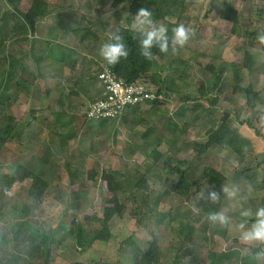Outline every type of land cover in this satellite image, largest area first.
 I'll use <instances>...</instances> for the list:
<instances>
[{
    "label": "rangeland",
    "instance_id": "obj_1",
    "mask_svg": "<svg viewBox=\"0 0 264 264\" xmlns=\"http://www.w3.org/2000/svg\"><path fill=\"white\" fill-rule=\"evenodd\" d=\"M31 1L23 0L21 10L26 11ZM46 1L52 7L51 14L37 24L35 41L21 37L10 42L15 10L8 0H0V95L7 90L6 96L11 98L10 108L2 107L1 112L13 116L23 131L0 151V173L16 177L18 167L23 166L49 183L40 202L30 198L29 180L16 182L7 193L0 185V201L7 207L0 214V234L7 239L10 252L19 257L14 264L32 261L25 254L30 250L28 236L24 230L19 231V217L23 212L47 235H56L50 264H131L127 241L134 239L146 251L153 242L152 234L158 238L161 264L174 263L187 245L191 254L184 264H213L217 258L214 256L225 252L234 255L223 264H239V256L254 259V264H264V244L245 243L238 227L240 223L250 227L256 208L264 207V125L257 130L240 126L235 113L244 107L246 100L233 92L237 83L242 87L253 84L264 99V51L258 40L249 44L248 51L255 58L253 72L232 66L242 59L243 52L239 49L243 40L232 35V25L219 18L222 5L232 4L239 11L240 26H247L256 34L264 33V2L188 0L190 6L181 24L190 30V39L159 60L163 66L162 80L159 86H153L155 94L159 89L164 91L160 95L164 106L155 112L150 106L140 107L145 122L131 132L121 119L103 126L90 122L86 131L82 117L98 92L95 77L103 66L100 49L118 28L132 29L135 15L124 11L123 6L114 8L113 0ZM157 26L166 28L162 22ZM49 48L64 50V55L71 60L60 63L46 57L37 63L32 58L33 53L40 56ZM12 59L18 62V68H25V72L19 73L24 84L22 89L7 83ZM209 64L223 73L215 91L201 98V86L215 85V76L207 68ZM236 71H239L237 79ZM171 85L173 91H169ZM210 97L218 101L215 106H211ZM198 105L208 111L193 112ZM32 113L36 120L32 118L28 126L25 120ZM225 114L232 116L231 126L240 129L247 139L248 150L239 156L213 147L206 154H200L199 146L206 142L207 130L219 125ZM152 126L162 139L157 150L163 157L158 164L150 157L154 149L148 145L151 138L148 141L142 138V133ZM72 134L76 137L68 142L66 137ZM67 161L80 173V181L75 186L70 185ZM207 167L226 177L227 182L221 189L204 185L202 175ZM175 168L189 170L191 181L197 183L185 197L173 192L178 180V175L173 176L171 172ZM91 170L98 173L94 181L87 179V172ZM112 171L127 174L132 180L136 179L135 171L145 175L150 186L147 201L152 205L157 202L158 219L141 226L130 216V203L109 223V242L93 241L87 248L78 249L73 222L81 225L85 235L102 229L101 220L113 197L103 174ZM208 189L219 194L217 203L204 198ZM127 197L126 194L123 198ZM213 212L229 218L225 237L218 234L210 237L214 229L222 232L225 225L209 222L208 216ZM244 212L249 215L242 216ZM168 213L174 220L167 216L158 224ZM189 223L194 226L191 236L185 231L181 237L182 227ZM188 237L191 240L187 244L184 241Z\"/></svg>",
    "mask_w": 264,
    "mask_h": 264
},
{
    "label": "trees",
    "instance_id": "obj_2",
    "mask_svg": "<svg viewBox=\"0 0 264 264\" xmlns=\"http://www.w3.org/2000/svg\"><path fill=\"white\" fill-rule=\"evenodd\" d=\"M213 1V0H211ZM263 1L264 0H260ZM9 4L15 10V13L12 14L15 23L10 29L9 34L11 35L10 42H15L19 40L21 37L29 40L33 39L35 41L36 32H37V24L39 22H44L47 17L51 14L52 7L46 0H32L28 9L26 11L21 10V4L23 0H8ZM119 6H123V10L127 11L132 15H136V13L141 8H147L151 13L152 17L156 23V25L160 22L166 27L167 34L171 39L172 30L180 25L183 22V16L185 15L186 10L190 6L188 0H113V7L118 8ZM239 11L232 4L225 3L222 5L219 18L224 22L230 23L232 25V35L236 38L243 40L241 50L243 52L242 59L238 64H233L232 66L238 68L239 70L246 69L250 72H253L255 69V58L248 51V46L250 43L255 44L257 42V34L254 32H250L247 26H240L239 23ZM174 20V21H173ZM119 35L123 42L126 44L128 49V56L125 59H122L118 64L109 65L106 61L102 59L103 66L100 69V72L95 77V80L99 82V75L103 73L105 70H109L116 80L123 82L127 86H140L143 85L149 92H154L153 86L156 87L160 85L162 80L161 71H163V66L159 63L161 59H165L167 54L172 51L171 46L168 53H160L158 49L154 48V59L151 61L146 60L140 54L139 48V35L133 29L121 27L115 30L114 35ZM108 41L110 42L113 38ZM29 37V38H28ZM33 41V42H34ZM48 46H50V42H48ZM262 45V50L264 51V44ZM50 49L47 53H42L40 56H36L33 53L31 56L34 60L39 63L41 59L44 58H52L53 61H57L60 63H66L67 60H71V57H67L64 55V50H55ZM35 61V62H36ZM18 62L12 59L10 63V70L7 77V83H12L16 86L17 89H22L24 87L22 78L19 76L20 72H25V68L17 67ZM208 70L215 76V85H209L205 87L204 85L200 87L199 93L201 98L208 97L212 92L215 91L217 85L219 84V80L221 78V74L223 73L222 69L216 71V68L213 65L207 66ZM239 77V71H236L235 78ZM151 83H149V82ZM26 89L30 88V86H25ZM174 87L171 85L169 87V91H173ZM6 91H3V94L0 95V151L4 146L15 138H19L22 135L21 124L17 122V120L13 116H7L4 112H1L2 107L10 108V97L6 96ZM234 94H241L242 98H244L245 105L238 112L235 113V117L237 122L241 127L247 126L250 129L257 130L258 126L264 125V99L254 89V85L250 84L248 87H242L240 84L234 85L233 89ZM75 94V91L72 92ZM164 94V91L159 89L157 91V96ZM103 99V94L99 99ZM96 99L91 101L87 108V110L97 102ZM210 97L211 106H215L217 104V100L212 99ZM145 106H150L153 112L159 111V109L164 106V101H160L157 98L154 101L147 100V104ZM140 106L131 107L126 115L118 117L114 120H104L97 123L104 124L115 123L118 120H122L123 124L128 128L129 131H136L139 126H141L145 122V117L139 111ZM198 109H202L204 112L208 111L203 108L202 105H198L194 107L193 112ZM245 115L243 119V115ZM31 117L36 120L35 114L32 113ZM231 118L232 116L229 114H225L221 119L219 125H215L209 128L206 132V142L204 144H200L199 152L200 154H206L213 147H220L222 149L230 150L237 155H243L248 150V141L242 135L240 129L233 128L231 126ZM90 120L87 115L84 113L82 117V125L84 129L88 130V124H90ZM25 123L30 126L31 124L25 120ZM93 123V122H91ZM96 123V122H95ZM259 136H261V132L256 131ZM76 134V133H75ZM74 136L69 135L66 137L67 141L70 142L71 139L75 138ZM142 138L145 141L149 142V146L154 148L153 152L150 154V157L153 158V162L159 163L162 159V155L158 152L157 148L162 143L161 135L156 131L155 127L152 126L142 133ZM173 147H171L172 151ZM173 152V151H172ZM177 152V151H176ZM68 177L70 180V185L75 186L80 181V173L78 169H74L71 162H66ZM19 174L16 177H13L8 173H0V185L3 192H9V190L17 183H24L25 181H31V187L29 189L30 198L34 202H40L44 193L49 188V183L42 179L38 174L34 173L30 169L19 166L18 167ZM172 175H178V180L176 181L173 192L179 197H185L189 194L192 186H196V182L191 181L189 176V170H183L181 168H175L172 171ZM136 179L132 180V178L123 174L122 172H105L103 174V180L107 184L109 192L113 195L110 200L111 206L105 209L104 218L102 221V229L97 233H91L90 235H85V231L82 229L81 225L76 221L73 222V226L75 228V236L77 242L78 249H85L87 246H90L93 241H100L107 243L111 239V233L108 230L109 223L114 219V217L121 215L126 208L129 207V204L132 203V208L130 211V216L135 219L141 226H146L148 224H152L155 222V218L158 219V205L157 202L155 204H151L147 201L148 194L150 192V186L145 178V175L140 174L135 171ZM98 173L94 170L87 172V179L90 181H94L95 177ZM203 181L205 186L214 187L216 189H221L227 182V179L224 175H222L218 170L207 167L203 170ZM264 183V178H263ZM128 195L127 198H123L125 195ZM75 196L77 194L75 193ZM264 205V201H263ZM6 205L3 201H0V214H4L6 209ZM257 210V208H256ZM198 214H202L200 211ZM23 212L20 215L21 222L19 224L20 233L24 230V234L28 237V250L25 254L30 257L32 260L31 264H36V262H42L43 264H50V255H51V246L55 241L56 235H47L43 230H41L37 223H34L27 217ZM171 217V221L174 220V217L171 213L164 215L160 220H158V224H162V221L166 217ZM160 217V216H159ZM195 218V216H194ZM149 222L146 224L145 222ZM251 221H255L252 219ZM228 224V223H227ZM227 224L224 225V229L222 232H218L214 229L211 234V238L215 235H220L222 237L226 236L227 233ZM194 229V226L189 223L188 225H184L182 227V231L180 233L181 237L184 236L185 231L188 232L189 237L191 236V230ZM90 236V241H87L86 237ZM153 242L150 244L149 249L146 251L138 245L134 239H129L127 241L128 247H130L129 258L131 264H161L160 263V248L158 245V238L152 234ZM187 238L185 243H190V238ZM257 252H255L256 254ZM191 254L188 245L185 246V249L181 251L179 255H177L175 262L172 264H184L183 261ZM233 252H225L220 255H215L217 257L213 264H223L225 261H228L233 258ZM237 255H240L237 253ZM14 253H11L7 247V239L0 234V264H14L15 261L19 260V257L16 258ZM21 258V257H20ZM23 258V257H22ZM239 264H254V259L245 258L239 256L238 258ZM82 264V263H75Z\"/></svg>",
    "mask_w": 264,
    "mask_h": 264
},
{
    "label": "clouds",
    "instance_id": "obj_3",
    "mask_svg": "<svg viewBox=\"0 0 264 264\" xmlns=\"http://www.w3.org/2000/svg\"><path fill=\"white\" fill-rule=\"evenodd\" d=\"M131 27L139 35L140 54L149 61L154 59V48L158 49L160 53L166 54L169 52L170 46L174 52L178 47H183L190 39V30L185 28L183 24L176 26L172 30L170 39L167 34V29L156 25L152 13L147 8H141L136 13ZM256 38L261 44H264V33H258ZM128 54L126 44L118 34L114 35L112 40L100 49L101 57L109 65L118 64L122 59L127 58ZM99 84L101 85V83ZM102 90L103 94V87ZM205 196L213 204L219 200V194L216 191L208 189L204 194V198ZM241 215L248 216L249 213L244 212ZM208 220L212 224L219 223L222 225L229 222V218L219 212L210 213ZM238 227L242 230L241 239L245 243L264 244V207L257 208L255 221L250 227L246 228L245 223H240Z\"/></svg>",
    "mask_w": 264,
    "mask_h": 264
},
{
    "label": "built area",
    "instance_id": "obj_4",
    "mask_svg": "<svg viewBox=\"0 0 264 264\" xmlns=\"http://www.w3.org/2000/svg\"><path fill=\"white\" fill-rule=\"evenodd\" d=\"M99 81L104 89V98L97 100L85 111L91 122L117 119L126 115L131 107H142L147 104V100L154 101L161 97L149 92L143 85H125L116 80L109 70L99 75Z\"/></svg>",
    "mask_w": 264,
    "mask_h": 264
},
{
    "label": "crops",
    "instance_id": "obj_5",
    "mask_svg": "<svg viewBox=\"0 0 264 264\" xmlns=\"http://www.w3.org/2000/svg\"><path fill=\"white\" fill-rule=\"evenodd\" d=\"M95 85H96L97 88H98V92H97L96 98H93L94 100L99 99V97H101L102 92H103L102 87H101V85L98 83L97 80H96V82H95ZM94 100H93V101H94ZM86 110H87V109H86Z\"/></svg>",
    "mask_w": 264,
    "mask_h": 264
},
{
    "label": "water",
    "instance_id": "obj_6",
    "mask_svg": "<svg viewBox=\"0 0 264 264\" xmlns=\"http://www.w3.org/2000/svg\"><path fill=\"white\" fill-rule=\"evenodd\" d=\"M31 120H32V117H31V116H28V117H27V121L30 122Z\"/></svg>",
    "mask_w": 264,
    "mask_h": 264
}]
</instances>
